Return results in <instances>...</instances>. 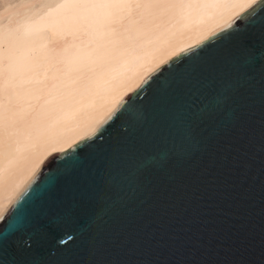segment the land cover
Instances as JSON below:
<instances>
[{
	"label": "water",
	"instance_id": "obj_1",
	"mask_svg": "<svg viewBox=\"0 0 264 264\" xmlns=\"http://www.w3.org/2000/svg\"><path fill=\"white\" fill-rule=\"evenodd\" d=\"M0 264H264V0L50 157Z\"/></svg>",
	"mask_w": 264,
	"mask_h": 264
},
{
	"label": "bare ground",
	"instance_id": "obj_2",
	"mask_svg": "<svg viewBox=\"0 0 264 264\" xmlns=\"http://www.w3.org/2000/svg\"><path fill=\"white\" fill-rule=\"evenodd\" d=\"M260 0H0V217L181 52Z\"/></svg>",
	"mask_w": 264,
	"mask_h": 264
}]
</instances>
